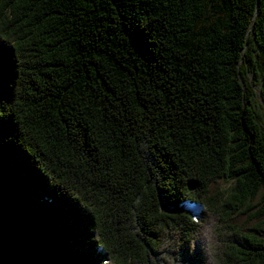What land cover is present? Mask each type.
Returning a JSON list of instances; mask_svg holds the SVG:
<instances>
[{
  "label": "trees",
  "instance_id": "16d2710c",
  "mask_svg": "<svg viewBox=\"0 0 264 264\" xmlns=\"http://www.w3.org/2000/svg\"><path fill=\"white\" fill-rule=\"evenodd\" d=\"M90 245L264 264V0H0V264Z\"/></svg>",
  "mask_w": 264,
  "mask_h": 264
},
{
  "label": "rangeland",
  "instance_id": "374dc122",
  "mask_svg": "<svg viewBox=\"0 0 264 264\" xmlns=\"http://www.w3.org/2000/svg\"><path fill=\"white\" fill-rule=\"evenodd\" d=\"M255 101L257 102V104L260 105L258 99H255ZM257 111H258V113L262 114L261 111H259V110H257ZM214 188H215V186L212 185V186H211V190H214ZM190 210H191L192 213H195V212H196V208H195V207H191V206H190ZM234 224H239V225H241L243 228H249V229H250L251 226H253V222H249V221L246 222V218H245V216H241V217L236 218V219L234 220Z\"/></svg>",
  "mask_w": 264,
  "mask_h": 264
},
{
  "label": "snow or ice",
  "instance_id": "6c2138e0",
  "mask_svg": "<svg viewBox=\"0 0 264 264\" xmlns=\"http://www.w3.org/2000/svg\"><path fill=\"white\" fill-rule=\"evenodd\" d=\"M90 250L92 251V254L96 257V260L98 261V264L104 259L102 252L95 249V246L90 245Z\"/></svg>",
  "mask_w": 264,
  "mask_h": 264
},
{
  "label": "water",
  "instance_id": "95a60500",
  "mask_svg": "<svg viewBox=\"0 0 264 264\" xmlns=\"http://www.w3.org/2000/svg\"><path fill=\"white\" fill-rule=\"evenodd\" d=\"M259 94V92H257ZM195 184L192 182V180L188 181L187 188L191 191L194 190Z\"/></svg>",
  "mask_w": 264,
  "mask_h": 264
}]
</instances>
